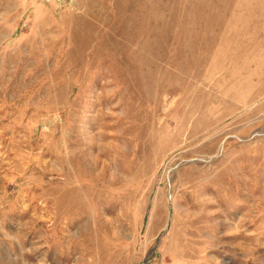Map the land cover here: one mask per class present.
I'll list each match as a JSON object with an SVG mask.
<instances>
[{
    "label": "rangeland",
    "instance_id": "obj_1",
    "mask_svg": "<svg viewBox=\"0 0 264 264\" xmlns=\"http://www.w3.org/2000/svg\"><path fill=\"white\" fill-rule=\"evenodd\" d=\"M0 264H264V0H0Z\"/></svg>",
    "mask_w": 264,
    "mask_h": 264
}]
</instances>
